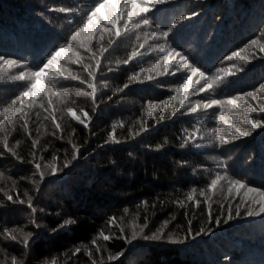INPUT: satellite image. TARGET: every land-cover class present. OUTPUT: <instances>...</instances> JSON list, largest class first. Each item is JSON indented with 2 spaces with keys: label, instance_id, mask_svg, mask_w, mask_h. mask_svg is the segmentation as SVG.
<instances>
[{
  "label": "trees",
  "instance_id": "1",
  "mask_svg": "<svg viewBox=\"0 0 264 264\" xmlns=\"http://www.w3.org/2000/svg\"><path fill=\"white\" fill-rule=\"evenodd\" d=\"M94 3L95 0H0V55L27 61L26 68L36 70L55 49L70 41ZM61 8L71 11L62 12ZM181 17L187 19L177 24ZM149 18L150 25L122 35L101 58L95 104L85 95L91 92L87 84L72 79L53 81L57 90L67 94L53 100L55 123L61 125L62 131L39 107L30 110L28 117L31 136L24 132L19 116L14 121L15 130L6 123L0 131V172L4 173L0 178V188L4 189L0 192V264H11L12 256L24 264H51L53 260L56 264H92V260L97 264H264V214H245L241 203L244 190L228 193L227 182L222 181L215 192L208 193L211 200L200 196V190L207 191L217 173L264 189V129L252 130L244 123L245 119L264 120V113L253 111L264 104V93L259 91L264 84V53L255 45L241 53L249 57L248 61L225 59L253 39L264 43V0H169L157 5ZM173 24L177 26L164 37L162 33ZM119 27L123 32L122 25ZM108 39L106 33L105 47ZM159 45L182 53L206 77L222 78L212 90L190 95L191 102L216 99L222 103L187 114V109L180 110L176 101L178 112L173 116L171 96L187 74L182 78L165 74L147 80L149 74L155 76L148 69L167 54L156 50ZM73 48L81 51L82 63H91L95 68L90 54L79 49L78 42H73ZM98 48L96 44L94 50ZM133 51L143 55L124 64ZM64 55L63 66L88 80L82 67L71 63L74 57ZM25 70L6 66L0 72V119H13L11 111L19 105L12 101L29 82L11 77ZM230 71L234 75H228ZM197 79L200 78L194 77L193 82ZM204 83L201 80L195 85V91ZM125 84L129 87L124 88ZM253 91L257 100L246 95ZM233 97L239 107L227 102ZM165 100L167 108L162 103ZM39 103L46 105L47 99ZM150 103L155 107L149 109ZM67 108L82 118L80 110L88 112V126L68 115ZM114 124L119 143L109 136ZM233 124L248 128L252 134L239 137ZM5 135L15 156L4 148ZM220 135L230 142L221 144L217 140ZM33 139L39 141L36 149ZM72 144L80 149L78 158L62 172L49 174L43 164L62 168L64 161L72 157ZM35 162L42 164L43 181ZM193 189L195 199L189 201L187 196ZM5 192L13 196V201L7 200ZM29 196L35 212L28 207ZM237 204L241 205L239 216H235ZM229 206L233 209L231 220L226 215ZM113 217L115 223H110ZM69 218L75 223L53 231ZM216 218L222 222L215 223ZM189 227L193 233L201 228L205 231L182 243L167 238L183 239ZM5 228L16 229L14 234L21 242L5 240ZM141 228L143 233L133 239V231ZM20 229L33 233L27 248ZM158 230L165 233L163 239H143ZM101 232L112 239L105 241ZM77 248L81 251L74 255ZM89 251L91 257L87 255ZM118 253L123 254L108 259Z\"/></svg>",
  "mask_w": 264,
  "mask_h": 264
},
{
  "label": "snow or ice",
  "instance_id": "2",
  "mask_svg": "<svg viewBox=\"0 0 264 264\" xmlns=\"http://www.w3.org/2000/svg\"><path fill=\"white\" fill-rule=\"evenodd\" d=\"M169 0H95V3L93 6L88 10L86 13V19L83 22L81 26H79L75 31L72 32L70 36V41L57 49H55L50 56L47 58L46 62L43 63L42 66L38 67L36 70L27 69V61L17 60L11 57H5L3 55H0V72H3L5 70V67L7 66L8 69H13L17 67H25V71H20L18 75H14L11 78L15 81H28V86L26 89L18 96L15 97V99L12 101V103L18 104L19 106L15 107L11 111V117L13 119H9L8 116H4L3 119H0V131H3L5 129V125L12 124L13 130H15V118L19 116V118L23 121L21 127L23 128L24 132L31 136L32 133L29 128V115L30 110L39 107L42 108L45 112L49 113V116L55 123L56 116L55 111L56 109L53 107V100L54 98H59L61 96L66 97V93H62L61 91L57 90L56 87L53 84V81L56 79H72L80 81L82 84H87V86L91 89L90 93H85V95H88L92 98L93 103L95 104L96 98H97V86L95 84L97 71L100 68L101 65V58L105 56V54L110 50L112 45L116 43V40L120 38L122 35L126 34L130 30L139 29L142 26H148L152 23L151 19L149 18V14L156 9L157 5H162L168 3ZM60 11L62 12H69L71 9L68 8H61ZM193 15H196V13H193ZM187 19L186 17H181L180 21H177V24H179L182 20ZM119 25H122L123 32L121 31V27ZM177 25L173 24L172 27H170L166 32H163L162 35L164 37H167L169 33L175 28ZM108 34L109 39L107 40L108 47H105V34ZM153 36L156 35V33L152 34ZM73 42H78L79 49H82L84 52H87L90 54L89 59L95 62V68L91 63H82L84 60V56L81 54L80 50H74L73 48ZM96 44H99L98 50H94ZM259 46V51L264 53V43H261L260 39H253L250 41V44L245 46V48L240 49L238 51H234L231 53L230 56L225 57L226 60H231L233 57H238L241 60L248 61L249 57L241 55L242 52L246 51L248 47L251 46ZM141 48L144 47V45H140ZM158 50L160 53L167 52L166 55H162L160 59L155 63V65L152 68L148 69L149 73H154V75L149 74L147 76L148 81H152L156 76H163L165 74L173 75V76H179L183 77L185 74L186 78L183 79V82L179 84V86L175 89V95L171 96V101H173L171 108H172V115L175 116L178 112L176 101L179 102L180 110L187 109V114H195L198 111L201 110V108L207 110L209 108H212L214 105H219L222 102L220 100L211 99L207 101L197 100L194 103L190 101V95H198L200 93H204L206 91H210L213 89L214 85H218L220 82H222V78L217 76L215 78L213 77H206L205 73L201 71L199 67H196L191 64V62L188 60L186 56H184L182 53L177 52L175 49H171L170 51L165 48L164 45H159ZM65 53H68L70 56L74 57V59L71 60L72 64H77L82 67L83 71L87 73L88 80H82L79 75H73L72 72L63 66V61L65 59ZM143 55V53H140L138 51H133L131 56H129L128 59L124 60V64H128L132 59H135L136 57ZM162 69V70H161ZM50 73H52L50 75ZM228 75H234L233 72H229ZM199 77L200 79H197L195 82H193L194 77ZM133 79H136L135 77ZM201 80H205V83L199 87L198 92L195 91V85H199ZM91 81V82H89ZM107 87V85H105ZM124 88L129 87L128 84H125L123 86ZM122 90V89H121ZM77 93L80 92V89H76ZM260 92L264 93V84L260 85ZM248 97H251L252 100H257V93L255 91L249 92L246 94ZM47 99V104L39 103L37 104L38 100H44ZM25 99L28 100V103L25 104ZM229 104H232L236 107H239V105L236 103V98H229L227 101ZM164 107H168V101L165 100L162 102ZM155 105H152L151 103L148 105L149 109L154 108ZM28 109V111H26ZM80 111L83 112V118L79 115H77L76 111H74L72 108H67V113L70 115L74 120L78 121L81 125H84L85 127L88 126L87 121L91 119L89 116V113L81 109ZM253 111H259L264 113V104H262L259 108L253 109ZM148 114L151 116L152 112L149 111ZM37 118H39V112H36ZM161 119L163 120L164 117L161 116ZM220 119H224V114H220ZM244 123L246 125H250V128L252 130L255 129H264V120H254V119H245ZM121 126H123L121 124ZM55 127L58 130H61V125L59 123H55ZM113 131L109 134L110 139L113 142L119 143L118 140H116L115 137V128L116 125L113 126ZM232 127L235 130V133L239 135V137H247L252 134V131L245 127H236L234 124ZM55 135V133H53ZM217 140L221 144H228L230 141L223 135H220L217 137ZM19 143V142H17ZM3 145L4 148L10 152L13 156L16 155L15 152L12 151V149L9 147L8 143V136L5 135L3 137ZM32 146L34 149L39 147V141L33 139L32 140ZM73 154L70 160H65L63 167H59L55 164L50 163H44L43 168H46L49 170V174L56 175L59 172H62L64 168H67L71 165L72 161L76 160L78 158L79 154V147L75 144H72ZM47 150L46 148L44 149ZM2 155V153H0ZM35 152L33 153V156L35 157ZM53 159H58V157H53ZM40 160L43 161V156L40 157ZM35 168L37 172L39 173L40 180L43 181L45 179V172L42 171V164L41 162H35ZM4 177V173L0 172V178ZM8 179H11V177H8ZM222 181L227 182L228 186V193H231L233 189L237 193H239L241 190H244V197L241 200V203L244 204L246 208V215L248 216H259L264 214V189L256 188L250 186L247 182L228 177L225 173L224 175H221L220 173H217L214 178L211 179L210 183L207 185V191L201 189L200 190V196L204 197L206 201L211 200V196L208 195V193L215 192L217 188L221 185ZM35 183V181H33ZM13 185H15V181H13ZM4 189L0 188V192H3ZM195 189L192 190V193L188 194L187 199L189 201H192L195 199L194 193ZM250 194V195H249ZM27 195V193H25ZM5 196L7 200L13 201V196L9 195L7 192H5ZM20 203H24V200H20ZM28 207L32 209L33 212H35V209L32 207V197H28ZM146 203V202H145ZM181 206H183V202L181 201ZM196 206H199L200 201H195ZM240 204H237L235 206V216H239L240 213ZM209 210L211 209V204H208ZM227 220H231L233 218V209L232 206H229L227 208ZM209 219H212L211 211H209ZM116 218L113 217L110 220V223H115ZM222 221L219 218L215 219V223L219 224ZM227 222V221H223ZM32 224H34L37 228L39 225L36 223L35 220L31 221ZM75 223V221L71 218L64 220L62 224L58 225L57 229H53V231H57L58 229L67 228L69 225ZM167 221H165V226L167 225ZM189 225H191V220L188 221ZM146 227V225H145ZM210 230V229H209ZM16 229L9 230L7 228L4 229L3 232V238L5 240H11L13 242H21L18 240V237L14 232H16ZM205 229L201 228L199 232L193 233L191 227H189L187 235L183 239H176L172 236H168L167 238L171 240L172 242L182 243L184 240L188 239L189 236L195 237L199 236L201 233H203ZM19 232L22 234L23 239L22 243L25 248L29 247L31 239L33 237L32 232L24 233L23 229H20ZM121 232H123V229H121ZM143 233V228L140 229L139 232L133 231V239H135L138 235ZM100 235L103 237L105 241L111 240L112 236L105 235L103 232L100 233ZM165 237V233H163L162 230H158L157 233H153L151 236L144 235L143 239L145 240H160ZM92 243L95 245L96 240H93ZM96 250L99 252L100 248L97 245ZM81 250L77 248L75 253L80 252ZM123 253H118L117 256H111L109 255L108 259L114 260L117 259L118 256L122 255ZM89 257L92 256V253L89 251L87 253ZM11 264H24L23 260H18L16 256L11 257ZM51 264H56L55 260L51 262ZM92 264H97L96 260H92ZM102 264V262H101Z\"/></svg>",
  "mask_w": 264,
  "mask_h": 264
}]
</instances>
